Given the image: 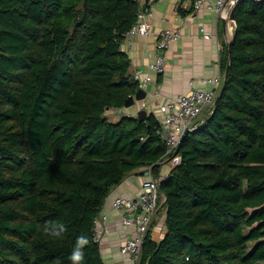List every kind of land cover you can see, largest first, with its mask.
Returning <instances> with one entry per match:
<instances>
[{
    "label": "trees",
    "instance_id": "trees-1",
    "mask_svg": "<svg viewBox=\"0 0 264 264\" xmlns=\"http://www.w3.org/2000/svg\"><path fill=\"white\" fill-rule=\"evenodd\" d=\"M150 7L0 0V264H71L82 235L83 264H105L94 229L106 199L142 167L161 173L157 116H107L139 91L122 46ZM220 73L161 184L165 237L149 231L140 264H264V0L236 5Z\"/></svg>",
    "mask_w": 264,
    "mask_h": 264
},
{
    "label": "crops",
    "instance_id": "crops-1",
    "mask_svg": "<svg viewBox=\"0 0 264 264\" xmlns=\"http://www.w3.org/2000/svg\"><path fill=\"white\" fill-rule=\"evenodd\" d=\"M195 1L153 0L154 16L150 35L134 38L131 47L127 43L122 46L130 57L131 73L134 77L138 70L147 72L149 64L156 56V44L162 31L177 29L182 33V39L173 42L167 51L164 73H151L154 85L148 87L147 97L143 102L147 105L148 113H153L157 117L159 106L182 93H187L191 89L189 83L192 80L196 83L195 87L209 88L200 83V79L202 77L214 78L220 74L222 49L231 42L234 35L233 20L218 19L213 11L205 7L195 10ZM204 34H210L212 38L207 40ZM141 108L142 103L137 102L131 108L110 110L107 116L110 120L117 122L127 115L138 117ZM203 115L201 114L199 119ZM161 165L160 174L169 175L176 164L162 163ZM149 168L142 167L132 172L114 188L105 201L100 215L103 229L100 249L105 264H128L127 258L121 254L120 249L125 239L134 236L135 231L128 230L124 226L122 213L113 207V202L118 197L138 196ZM150 230L156 242L162 241L165 237L166 215L163 206L154 215Z\"/></svg>",
    "mask_w": 264,
    "mask_h": 264
},
{
    "label": "built area",
    "instance_id": "built-area-1",
    "mask_svg": "<svg viewBox=\"0 0 264 264\" xmlns=\"http://www.w3.org/2000/svg\"><path fill=\"white\" fill-rule=\"evenodd\" d=\"M241 0H196L194 9L200 10L205 7L216 14L218 19H229L232 10ZM153 0H150L151 7L139 14L136 23L126 35L127 43L131 47L133 39L150 35L152 30V19L154 16ZM234 21V20H233ZM204 38L210 40L212 35L204 34ZM182 39V33L177 29H167L160 33L156 44V56L149 64L147 72L138 70L134 75L139 89L147 91L148 87L154 85L151 73L162 74L166 70V54L170 45ZM200 83L209 88L200 89L195 87L192 80L189 85L191 89L187 93L178 95L175 99L161 104L158 108V119L161 123L162 136L167 143V152L163 164H179L180 157L177 156L178 149L187 131H195L198 126L195 121L210 108L216 99L217 90L222 83L221 73L214 78L202 77ZM143 102L142 108L146 109ZM131 117L132 115H127ZM161 163V164H162ZM169 175H154L150 167L142 185L141 193L138 196L126 198L118 197L113 202V207L122 213L124 226L135 231L134 236H129L121 246L120 252L127 258L128 264H140L142 244L148 235L154 215L158 212L161 196L160 187ZM103 229L100 216L95 219L94 238L100 242Z\"/></svg>",
    "mask_w": 264,
    "mask_h": 264
},
{
    "label": "clouds",
    "instance_id": "clouds-1",
    "mask_svg": "<svg viewBox=\"0 0 264 264\" xmlns=\"http://www.w3.org/2000/svg\"><path fill=\"white\" fill-rule=\"evenodd\" d=\"M59 231H50L49 226H45L44 231L49 232L50 235L59 236L61 232L64 231V226L62 224L56 225ZM89 244V240L86 236H79L76 239L75 245L69 257L71 264H83L85 258L84 249Z\"/></svg>",
    "mask_w": 264,
    "mask_h": 264
},
{
    "label": "water",
    "instance_id": "water-1",
    "mask_svg": "<svg viewBox=\"0 0 264 264\" xmlns=\"http://www.w3.org/2000/svg\"><path fill=\"white\" fill-rule=\"evenodd\" d=\"M231 20L235 19V8L232 10L231 13ZM224 21V20H223ZM225 23V22H224ZM147 97V92L144 89H139L138 93L136 94V96H131L127 99L125 107L126 108H131L134 107L137 102H141L143 104V100H145ZM149 115L148 111L146 109L141 108V110L139 111V119H142L143 117L146 118ZM189 134V131H187L183 137V140L185 139V137ZM163 206V205H162Z\"/></svg>",
    "mask_w": 264,
    "mask_h": 264
},
{
    "label": "rangeland",
    "instance_id": "rangeland-1",
    "mask_svg": "<svg viewBox=\"0 0 264 264\" xmlns=\"http://www.w3.org/2000/svg\"><path fill=\"white\" fill-rule=\"evenodd\" d=\"M205 110H206V111H205ZM205 110H204V112L202 113V114H204V115H205V112H207V111H208V108H207V109H205Z\"/></svg>",
    "mask_w": 264,
    "mask_h": 264
}]
</instances>
